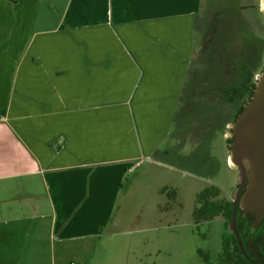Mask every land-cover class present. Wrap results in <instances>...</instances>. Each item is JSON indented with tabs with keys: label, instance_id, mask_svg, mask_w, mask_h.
<instances>
[{
	"label": "crops",
	"instance_id": "crops-1",
	"mask_svg": "<svg viewBox=\"0 0 264 264\" xmlns=\"http://www.w3.org/2000/svg\"><path fill=\"white\" fill-rule=\"evenodd\" d=\"M201 6L0 0V264H85L126 236L124 180L170 153Z\"/></svg>",
	"mask_w": 264,
	"mask_h": 264
},
{
	"label": "rangeland",
	"instance_id": "rangeland-1",
	"mask_svg": "<svg viewBox=\"0 0 264 264\" xmlns=\"http://www.w3.org/2000/svg\"><path fill=\"white\" fill-rule=\"evenodd\" d=\"M65 1L57 0L58 6ZM253 1L254 8L250 0H202L190 67L172 118L170 153L153 157L157 165L144 163L126 175L125 185L141 188L128 203L118 201L114 216L127 234L93 242L97 247L81 254L85 264L230 261L222 255L228 234L224 217H210V210L236 190L238 172L228 159L227 134L242 100L228 105L217 98L219 90L239 85V75H254L255 81L264 69V16ZM199 193H204L201 200Z\"/></svg>",
	"mask_w": 264,
	"mask_h": 264
},
{
	"label": "water",
	"instance_id": "water-1",
	"mask_svg": "<svg viewBox=\"0 0 264 264\" xmlns=\"http://www.w3.org/2000/svg\"><path fill=\"white\" fill-rule=\"evenodd\" d=\"M264 15V0H259ZM229 162L238 172V190L228 231L235 235L240 252L248 259L236 229L237 209L253 214L252 231L264 217V69L255 77V90L249 102L229 126ZM250 182L246 185L248 175Z\"/></svg>",
	"mask_w": 264,
	"mask_h": 264
},
{
	"label": "trees",
	"instance_id": "trees-1",
	"mask_svg": "<svg viewBox=\"0 0 264 264\" xmlns=\"http://www.w3.org/2000/svg\"><path fill=\"white\" fill-rule=\"evenodd\" d=\"M238 84L239 85L237 87L227 90H222L221 93L219 94V96L222 95L224 99H226L228 105L234 104L237 100H241L244 98H246V100L249 101L250 98L253 96L255 90V81L253 75H248L245 78L241 77V79L238 81ZM220 99L222 100L221 97ZM242 110H243V106L239 107L236 111L234 118H236L241 113ZM229 141L230 140L227 139V142ZM198 196L199 199L201 200L204 197V193H200ZM219 214L223 215L225 225L227 226L231 219L232 205H226L224 208L220 207L219 204L213 206L210 210V215H211L210 217H214ZM252 220H253L252 215L248 214L246 216H243L241 211L238 212L237 230L240 235L243 247L247 255L250 257V259H251L250 253H252L251 245L253 244L252 241L253 238L258 240L259 249L264 250V221L256 229V231L252 232L251 231ZM246 240H248V243H246ZM238 249L239 248L235 236L233 234L228 233L226 237L223 238L222 255L224 256L229 255L231 256V258L229 262L225 261L223 264H251L241 254L234 255V252L238 251Z\"/></svg>",
	"mask_w": 264,
	"mask_h": 264
},
{
	"label": "flooded vegetation",
	"instance_id": "flooded-vegetation-1",
	"mask_svg": "<svg viewBox=\"0 0 264 264\" xmlns=\"http://www.w3.org/2000/svg\"><path fill=\"white\" fill-rule=\"evenodd\" d=\"M252 3L250 4L251 5V8H254V5H253V0H250ZM257 2H258V4H259V0H256ZM258 4H257V6H258ZM264 16V15H263ZM253 77H254V75H253ZM242 100V104L240 105V107L241 106H243L244 107V105L246 104V103H248L249 101L248 100H246V98H244V99H241ZM245 101H248V102H245ZM237 118V117H236ZM236 118H234L233 119V121L232 122H234L235 121V119ZM227 139H229L230 141L229 142H227V144H228V149L230 150V147H229V145H230V143L232 142V138H227ZM239 182V181H238ZM250 182V174L248 175V179H247V181H246V185H245V187L243 188V190H242V192H241V194H240V198L242 197V195H243V193H244V191H245V188H246V186L248 185V183ZM239 183H237V185H236V190H235V193H234V195L231 197V198H225V197H223L224 199H223V201L219 204V206L220 207H222V208H224L226 205H232V210H233V206H234V200H235V197L237 196V190H238V185ZM217 192V191H216ZM215 192V193H216ZM219 192H221V191H219ZM200 194V193H199ZM198 194V195H199ZM220 194V193H219ZM215 196H216V194H215ZM198 204L201 206V203L200 202H198ZM204 206H205V204H204ZM200 209H202V207H200ZM239 211H241L242 212V215L243 216H246V215H248V214H250V215H252L253 216V214H251V213H249V212H247V213H243V210H241L240 208H238L237 209V218H238V212ZM231 217H232V214H231ZM231 220V219H230ZM264 221V217H263V219L260 221V223H259V225L256 227V229L261 225V223ZM252 222H253V220H252ZM229 224V223H228ZM227 227V229H228V225L226 226ZM251 227H252V225H251ZM236 229H237V221H236ZM256 229L254 230V231H256ZM238 231V230H237ZM251 231H252V229H251ZM254 231H252V232H254ZM228 233L229 234H232V233H230L229 231H228ZM234 235V234H233ZM235 236V235H234ZM236 238V237H235ZM241 239V238H240ZM253 244L251 245V252L252 253H250V255H251V259H250V257L247 255V253H246V251H245V249H244V247H243V249H244V251H245V253H246V256L248 257V259L247 258H245V256L240 252V250L238 249V251H236V252H234V255H238V254H241L246 260H248L251 264H264V250H262V249H259V243H258V240L257 239H255V238H253ZM242 242V241H241ZM246 243H248V240H246ZM238 245V244H237ZM242 246H243V244H242ZM238 248H239V246H238ZM247 248H248V245H247ZM254 249V250H253ZM253 251H254V253H253ZM237 253V254H236Z\"/></svg>",
	"mask_w": 264,
	"mask_h": 264
}]
</instances>
